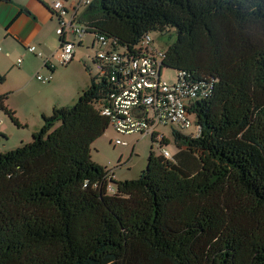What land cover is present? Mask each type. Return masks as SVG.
Returning a JSON list of instances; mask_svg holds the SVG:
<instances>
[{
  "label": "trees",
  "instance_id": "1",
  "mask_svg": "<svg viewBox=\"0 0 264 264\" xmlns=\"http://www.w3.org/2000/svg\"><path fill=\"white\" fill-rule=\"evenodd\" d=\"M80 19L129 56L174 36L161 70L195 88L198 132L172 130L170 158L150 137L145 170L114 181L90 157L121 80L110 65L28 142L0 135V264H264V0H93Z\"/></svg>",
  "mask_w": 264,
  "mask_h": 264
},
{
  "label": "built area",
  "instance_id": "2",
  "mask_svg": "<svg viewBox=\"0 0 264 264\" xmlns=\"http://www.w3.org/2000/svg\"><path fill=\"white\" fill-rule=\"evenodd\" d=\"M89 4L90 1L81 0L72 8V14L67 15L63 0H49L50 10L57 18L55 34L64 40V44L58 46L54 53L60 66H67L74 58V45L66 38L81 40L88 31L86 24H80L76 17L79 8ZM94 38L95 42L103 46L109 45L108 49L97 51L95 70L98 72L102 68L115 65L116 75H113L111 80L121 79L118 92L101 110V114L108 117L109 127L117 136H154L160 143L164 137L156 131L157 127H167L184 133L193 126L190 118L194 117L187 109L194 98L195 88L187 87L181 78H177L174 85L161 80V62L165 51L156 49L149 35L134 49L135 56H129L125 51L113 50L111 42L104 36L96 35ZM26 50L36 57H41V53L33 46L26 47ZM43 67H48L46 62H43ZM35 78L43 84L51 80V76L41 77L38 74ZM113 144L119 147L127 146V142L118 138ZM160 154L166 158L171 156L165 148L160 150Z\"/></svg>",
  "mask_w": 264,
  "mask_h": 264
},
{
  "label": "crops",
  "instance_id": "3",
  "mask_svg": "<svg viewBox=\"0 0 264 264\" xmlns=\"http://www.w3.org/2000/svg\"><path fill=\"white\" fill-rule=\"evenodd\" d=\"M63 1L66 4L67 1ZM67 12V15L72 14V11ZM51 13L49 0H0V77L4 79L0 83V96H7L6 106L19 125L18 130L14 129L9 119L1 114L0 135L6 137L5 143L10 142L7 145L12 148L29 141L41 127L42 116H49L55 108L71 106L78 97V80H64L61 72L56 73L60 65L54 53L59 38L55 34L57 18ZM74 39L66 38L73 44ZM82 39L78 41L80 47ZM86 39L92 48L94 39ZM28 46L35 47L41 57L30 54L26 50ZM75 49L74 44V57ZM73 61L74 58L69 64ZM43 62L48 67H43ZM36 74L51 76V80L43 84L36 80ZM88 84L85 80L79 87ZM2 149L7 150L5 145ZM112 177L117 181L114 172Z\"/></svg>",
  "mask_w": 264,
  "mask_h": 264
},
{
  "label": "rangeland",
  "instance_id": "4",
  "mask_svg": "<svg viewBox=\"0 0 264 264\" xmlns=\"http://www.w3.org/2000/svg\"><path fill=\"white\" fill-rule=\"evenodd\" d=\"M65 8L69 11V14L81 0H66ZM93 1V0H88ZM86 6L79 8L77 11V21L80 24L85 23L80 19V16L85 11ZM86 38L89 36H85ZM84 37V38H85ZM82 39V46H78V39H74L75 44V57L73 63L69 64L66 67L57 66L56 73L61 72L64 80H78V90L80 92L84 90L88 85H79L83 81L90 82V77H95L97 71L89 61L90 58L94 57L96 52L100 49H104L106 46H103L99 42H95L94 46L91 48V42L86 38ZM92 39V37H89ZM150 38L153 42V46L158 50L165 51L174 41V36L170 33H158L153 32L150 33ZM68 40H72V38H68ZM122 52V50H118ZM56 57V56H55ZM78 62V63H77ZM88 68V69H86ZM89 73H88V71ZM43 77V74L40 75ZM161 80L166 82L169 85L176 84L177 74L173 70L163 69ZM81 88V89H79ZM0 112V116H1ZM3 115V114H2ZM151 115V113H150ZM193 126L184 132L185 135H195L198 132V128L195 124V119L190 118ZM14 129H17L12 125ZM18 130V129H17ZM16 130V131H17ZM156 131L163 135V137L168 141V145L165 146V149L173 154L175 151V146L173 142L172 130L167 127H157ZM118 138L127 142L126 147L115 146L114 140ZM30 140V139H29ZM0 140V144L2 143ZM10 141V137H9ZM10 143V142H7ZM7 143L3 142L5 148L7 150H12L14 148L9 147ZM153 146V145H152ZM151 147V140L149 136H144L140 138L139 136H127V137H119L117 136L113 130L109 127L107 131L97 139L91 146L90 157L91 160L98 164L99 166L112 170L114 172V178L117 181H125V180H134L136 179L142 171L145 170L147 164V156ZM12 148V149H8ZM152 150L155 153H158L157 146H153Z\"/></svg>",
  "mask_w": 264,
  "mask_h": 264
},
{
  "label": "bare ground",
  "instance_id": "5",
  "mask_svg": "<svg viewBox=\"0 0 264 264\" xmlns=\"http://www.w3.org/2000/svg\"><path fill=\"white\" fill-rule=\"evenodd\" d=\"M65 3V2H64ZM54 15V14H53ZM71 43V42H70ZM71 44H73V43H71ZM74 45V44H73ZM97 53V52H96Z\"/></svg>",
  "mask_w": 264,
  "mask_h": 264
}]
</instances>
